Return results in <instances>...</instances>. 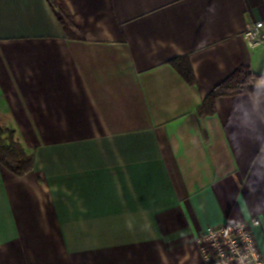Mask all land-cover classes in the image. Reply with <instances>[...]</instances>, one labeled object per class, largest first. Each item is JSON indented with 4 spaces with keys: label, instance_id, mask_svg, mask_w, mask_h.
I'll use <instances>...</instances> for the list:
<instances>
[{
    "label": "crops",
    "instance_id": "crops-1",
    "mask_svg": "<svg viewBox=\"0 0 264 264\" xmlns=\"http://www.w3.org/2000/svg\"><path fill=\"white\" fill-rule=\"evenodd\" d=\"M63 2L69 32L49 0H0V120L35 156L0 164V264H205L208 226L252 218L264 256V93L198 112L264 75L243 37L264 0Z\"/></svg>",
    "mask_w": 264,
    "mask_h": 264
},
{
    "label": "trees",
    "instance_id": "trees-1",
    "mask_svg": "<svg viewBox=\"0 0 264 264\" xmlns=\"http://www.w3.org/2000/svg\"><path fill=\"white\" fill-rule=\"evenodd\" d=\"M60 23L66 31L76 29L75 22L63 0H49ZM177 72L189 83L195 84V77L187 58L172 62ZM264 75L252 72L248 67H240L219 84L198 108L201 117L212 116L216 112V101L220 97L243 94L258 96L264 93V86H256L254 81ZM34 154H27L16 137V131L0 120V164L16 176H25L34 169Z\"/></svg>",
    "mask_w": 264,
    "mask_h": 264
},
{
    "label": "built area",
    "instance_id": "built-area-1",
    "mask_svg": "<svg viewBox=\"0 0 264 264\" xmlns=\"http://www.w3.org/2000/svg\"><path fill=\"white\" fill-rule=\"evenodd\" d=\"M251 48L264 45V23L247 25L243 35ZM259 218L233 224L211 225L197 239L205 264H264V256L257 243L254 229Z\"/></svg>",
    "mask_w": 264,
    "mask_h": 264
},
{
    "label": "clouds",
    "instance_id": "clouds-1",
    "mask_svg": "<svg viewBox=\"0 0 264 264\" xmlns=\"http://www.w3.org/2000/svg\"><path fill=\"white\" fill-rule=\"evenodd\" d=\"M260 83H261V84H264V78H261Z\"/></svg>",
    "mask_w": 264,
    "mask_h": 264
}]
</instances>
